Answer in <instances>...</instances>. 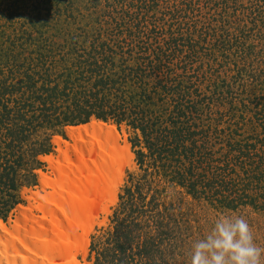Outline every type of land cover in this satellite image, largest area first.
<instances>
[{
	"label": "rangeland",
	"instance_id": "374dc122",
	"mask_svg": "<svg viewBox=\"0 0 264 264\" xmlns=\"http://www.w3.org/2000/svg\"><path fill=\"white\" fill-rule=\"evenodd\" d=\"M88 53L115 60L113 77L131 68L125 87L132 98L144 95L137 114L154 121L157 147L148 152L125 122L102 121L113 125L119 144H129L132 164L122 169L116 200L97 211L76 261L186 264L191 242L229 211L243 214L264 246V0H0V104L33 101L32 89L46 74L56 80L60 73L59 81L76 74ZM33 123L12 150L0 136V151L22 161L18 203L0 219L5 228L21 215L19 206L42 215L30 206L43 192L40 175L52 176L45 158H57L56 138L73 144L67 127L81 125L52 132ZM178 126L193 132L180 146L173 136ZM47 140L51 151L33 156ZM140 148L141 166L134 153ZM32 174L36 183L28 185ZM130 229L120 253L118 233ZM146 233L155 244L144 247Z\"/></svg>",
	"mask_w": 264,
	"mask_h": 264
},
{
	"label": "bare ground",
	"instance_id": "6f19581e",
	"mask_svg": "<svg viewBox=\"0 0 264 264\" xmlns=\"http://www.w3.org/2000/svg\"><path fill=\"white\" fill-rule=\"evenodd\" d=\"M67 133L73 144L55 139L57 158H45L52 176L41 174L43 192L33 195L30 207L42 215L19 206L11 228L0 220V264H79L75 253L86 251L97 211L116 200L122 169L132 164L129 144H119L113 125L93 117Z\"/></svg>",
	"mask_w": 264,
	"mask_h": 264
},
{
	"label": "trees",
	"instance_id": "16d2710c",
	"mask_svg": "<svg viewBox=\"0 0 264 264\" xmlns=\"http://www.w3.org/2000/svg\"><path fill=\"white\" fill-rule=\"evenodd\" d=\"M87 56L91 58L90 61L83 60L82 64L84 66H81V70L76 74L69 72L60 81L58 80V77L61 75L60 73L56 74L55 72L56 80L54 78L50 80V74H46V80H43L37 88L34 87V83H30V88L34 87L30 96L34 98L32 99L33 101L25 99V102L19 101L10 107H7L3 103L0 104V136L3 140L8 139V143L6 144L8 149L12 150L15 143H17L16 145H20L24 141L30 127L36 126L33 121H40L48 129H52V132H55L66 125L86 124L91 117H94L104 122L111 119L118 125L122 122L127 123L139 132L145 144L144 148L148 152L150 151L151 153L156 150L157 140L152 141L153 136L151 135L154 121L148 122L144 120V117L137 114V112L142 110L144 100L141 98L144 95L141 94L140 96L142 97L136 96L132 98L130 96L131 92L125 87L127 80H130L131 77L130 75L127 78L129 76V74L125 73V70H128L127 67L123 66L118 76L113 77L118 72L114 64L115 60L106 58L107 62H103L102 59L101 62L97 58V53L96 55L88 53ZM94 58H97L96 62L93 61ZM85 64L90 66H86ZM93 65L95 66L94 69L91 68ZM121 71H124L123 75H121ZM128 71H131V68ZM136 76L138 77L139 74ZM124 77L126 80H124ZM122 80L123 83H121ZM35 100H37L36 106H34ZM28 114L30 116H27ZM178 128L176 132H173L176 146L183 145V140L188 139L190 134L193 133L191 130H188L190 129L188 127L178 126ZM49 141L47 140L45 146L42 145L40 149L36 150L33 156L49 153L52 147ZM164 141L166 143L171 142L168 137ZM140 142L138 139L133 140L131 142L132 148H135L136 143ZM134 153L137 163L141 166L145 153L141 148L134 150ZM17 157L10 160V154L7 155V152L0 151V219L3 221L6 220L8 213L15 204L18 203L16 190L19 174L17 171L22 161L21 156ZM36 163L38 165L41 164L38 160H36ZM31 177L33 182H29L28 185L36 183L35 175L32 174ZM129 191L127 188V192ZM139 226L140 224L134 222L135 229ZM131 231L130 229L126 230V232L118 233V236L122 235L123 238L121 240L123 242L117 246L120 253H125V247L130 240L128 232ZM143 238L146 241L144 247L155 244V239L152 235H147L146 233V236H143Z\"/></svg>",
	"mask_w": 264,
	"mask_h": 264
},
{
	"label": "clouds",
	"instance_id": "9594fccd",
	"mask_svg": "<svg viewBox=\"0 0 264 264\" xmlns=\"http://www.w3.org/2000/svg\"><path fill=\"white\" fill-rule=\"evenodd\" d=\"M186 264H264V246L243 214L221 212L191 242Z\"/></svg>",
	"mask_w": 264,
	"mask_h": 264
}]
</instances>
